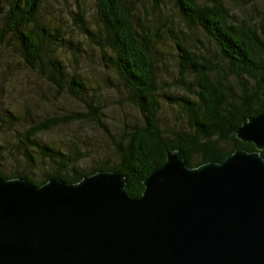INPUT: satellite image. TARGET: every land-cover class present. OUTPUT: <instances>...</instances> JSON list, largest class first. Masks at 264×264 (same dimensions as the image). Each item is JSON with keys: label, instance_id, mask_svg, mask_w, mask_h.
<instances>
[{"label": "trees", "instance_id": "16d2710c", "mask_svg": "<svg viewBox=\"0 0 264 264\" xmlns=\"http://www.w3.org/2000/svg\"><path fill=\"white\" fill-rule=\"evenodd\" d=\"M49 1L0 0L7 7L2 35H17L26 63L55 84L59 93L69 92L86 104L87 111L41 122L28 111L23 119L30 127L12 148L24 151L31 166L43 159L48 168L41 177L0 168V176L25 178L41 186L53 177L77 183L99 171H117L127 178L126 193L137 198L145 190V180L166 162L170 151L182 148L192 167L223 162L238 149L257 151L254 143L238 137L237 130L249 119L264 114V17L260 23L234 22L222 0H176L189 30L176 34L180 77L172 83L162 80L163 75L171 73V67L156 57V44H161L162 36L155 30L154 20L150 19L152 25L147 27L138 0H97L100 22L96 30L88 25L86 14L79 13L78 25L102 49L107 65L116 70V83L107 84L127 95L142 113L143 121L125 124L128 128L117 143L116 160L89 170L76 165L84 155L77 144L64 151L51 142L29 143L31 137L53 126L73 120H99L103 114V106L94 103L88 79L80 73L70 75L52 51L56 45L64 49L65 41L75 43L73 38L65 40V34L70 33L64 26L52 27L41 21L42 9ZM171 30L176 32L173 27ZM200 36L213 41L219 51L211 54L200 49L201 53L197 46L204 40ZM203 47L207 51V46ZM79 63L76 56L75 65ZM167 88L182 90L183 94L165 93ZM173 111L178 118H172ZM4 113L7 118L2 119L8 129L21 120L13 111ZM102 127L110 131L105 124ZM261 154L264 156V150Z\"/></svg>", "mask_w": 264, "mask_h": 264}, {"label": "water", "instance_id": "95a60500", "mask_svg": "<svg viewBox=\"0 0 264 264\" xmlns=\"http://www.w3.org/2000/svg\"><path fill=\"white\" fill-rule=\"evenodd\" d=\"M237 135L257 151L199 167L170 151L137 198L117 171L0 176V264H264V114Z\"/></svg>", "mask_w": 264, "mask_h": 264}, {"label": "rangeland", "instance_id": "374dc122", "mask_svg": "<svg viewBox=\"0 0 264 264\" xmlns=\"http://www.w3.org/2000/svg\"><path fill=\"white\" fill-rule=\"evenodd\" d=\"M138 2L140 14L146 17L149 24L147 27L150 28L151 20H154L155 30L162 36L161 44H156L157 61L164 59L171 67V73L163 75L162 80L169 83L177 81L180 74L176 64L178 58L175 52L177 50L176 34L187 33L188 22L184 16L180 15L176 0L161 2L138 0ZM222 2L233 15L234 22L247 20L250 23H260L264 17V0H222ZM3 4H6V1ZM3 4L0 3V146H2L0 168L7 172L20 170L31 176L41 177L48 168L44 160L39 159L36 165L31 166L33 164L28 162L24 151L20 150V152L12 148L23 139V133L30 127L29 122L23 117L31 111L37 117L36 122H41L50 118L86 112L87 105L69 92L59 93L55 84L31 68L24 59L23 47L17 35H2L3 15L7 8ZM79 13L86 14L88 25L96 30L100 22L97 0L49 1L42 9L41 21L52 27L64 26L65 32L70 33V36L65 34V40L73 38L71 40L75 44L65 41L64 49L56 45L52 51L64 62L70 75L80 73L88 79L93 88L94 103L103 106V114L99 116V120L89 119L87 122L73 120L53 126L31 137L29 143L32 140L33 142H51L64 151L71 150V146L75 148L77 144L84 155L82 158L78 155L81 159L76 165L80 169L89 170L99 164L104 165L106 162L117 159V143L121 141V135L128 128L125 124H140L143 121V115L125 93L121 94L116 86L107 84V82L113 84L115 81L116 70L107 65V60L103 59L102 49L96 42L92 43L78 25L76 18ZM171 27L176 32L172 31ZM200 37L204 40L197 46L201 53L204 51L214 54L216 50L219 51L218 46L209 38ZM199 41L201 40L198 39L197 42ZM204 45L207 46V51ZM76 56L80 62L78 66L75 65ZM163 91L165 90L160 93ZM181 91L175 92L174 89L167 88L165 93L183 94ZM12 111L18 114L21 120L18 119L12 130L10 128L9 130L3 120L7 118L4 112ZM175 115L173 111L172 118H178ZM102 124H105L110 131L107 132Z\"/></svg>", "mask_w": 264, "mask_h": 264}]
</instances>
